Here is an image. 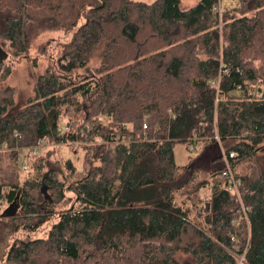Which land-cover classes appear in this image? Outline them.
<instances>
[{"label": "trees", "instance_id": "obj_1", "mask_svg": "<svg viewBox=\"0 0 264 264\" xmlns=\"http://www.w3.org/2000/svg\"><path fill=\"white\" fill-rule=\"evenodd\" d=\"M179 3L0 0L6 59L26 56L36 36L73 31L24 103L4 86L10 67L0 72V218L11 234L58 218L45 238H14L0 264H181L179 254L188 264H264V0L221 11L220 0ZM90 62L93 79L74 76ZM62 115L71 118L60 130ZM39 140L79 144L84 175L72 181L70 161L65 176L32 157ZM178 143L195 152L183 166ZM222 152L248 227L221 178Z\"/></svg>", "mask_w": 264, "mask_h": 264}, {"label": "rangeland", "instance_id": "obj_2", "mask_svg": "<svg viewBox=\"0 0 264 264\" xmlns=\"http://www.w3.org/2000/svg\"><path fill=\"white\" fill-rule=\"evenodd\" d=\"M150 2L152 0H139ZM198 0H180L179 8L181 10H187L197 4ZM237 4V0H220L221 10L233 9ZM73 31L65 34L63 32L57 33H46L43 35L36 36L33 39V43L29 53L16 61L15 57L9 56L8 59L0 62V72L4 71L6 67H10V76L8 77L4 86L12 87L14 90V101L17 103H24V101L30 97L33 92L34 87V78L37 75L43 74L47 68H51L55 71L57 66L56 62L58 57L62 52V48L65 43L69 40ZM7 45V43H5ZM4 52V51H3ZM96 65L93 62H90L86 68L79 70L78 75L74 76H83L93 79L94 70ZM92 96L86 100H79V106L76 110L71 113L73 118H79L83 116V107H87L88 102H90ZM70 115H62L59 119L60 130L64 129L66 122L71 118ZM99 123L102 125L109 126L108 118L100 117ZM28 152L22 153V160L27 164L28 159L26 158ZM39 157H46L48 161V166L50 168L56 169L63 173V175H68V172L64 170L63 163L68 160L71 162L75 168L76 173L70 180L76 181L81 178L85 173L86 168V159L88 155L79 144L67 143L60 145H47V142L43 148L36 154ZM35 155V156H36ZM173 155L176 165L183 166L185 165L190 157L195 155V152L189 150V147L185 143H178L174 146ZM32 157H35L31 155ZM26 170L21 169V180L27 178L30 174L26 173ZM240 171V169H239ZM29 172V170L27 171ZM209 188L203 189L200 193L202 201H207L209 198ZM48 196L46 191H43L40 195V201H42L41 206V215H44L45 203H48ZM178 201H180L178 199ZM57 208L55 211H57ZM58 220L57 217H52L47 223L42 225L38 231H29L26 229H21L15 234H11L7 220L5 218H0V258L4 256L8 246L12 243L14 238L17 239H38L45 238L49 228L52 224L56 223ZM248 227V226H247ZM178 260L181 264L190 263L189 259L183 254H179Z\"/></svg>", "mask_w": 264, "mask_h": 264}, {"label": "built area", "instance_id": "obj_3", "mask_svg": "<svg viewBox=\"0 0 264 264\" xmlns=\"http://www.w3.org/2000/svg\"><path fill=\"white\" fill-rule=\"evenodd\" d=\"M219 11H221V8L219 7ZM212 85H215V82H212ZM143 129H146V126H143ZM46 144L45 140H39L38 144L34 147H31L28 149V152L31 155L37 154L41 148H43ZM192 149V147H190ZM224 161H225V170L221 174V178L226 181L225 187L227 192H229L231 195L235 196L236 199L239 202L238 208H237V213L239 220H243L246 222L248 226V213L250 211V208L248 206H245L241 201H240V196H239V190L241 187V182L238 178H236L232 172V169L227 163V157L224 155L222 152ZM235 155L233 153L229 154V158H234ZM23 168L25 169V166L23 165Z\"/></svg>", "mask_w": 264, "mask_h": 264}, {"label": "water", "instance_id": "obj_4", "mask_svg": "<svg viewBox=\"0 0 264 264\" xmlns=\"http://www.w3.org/2000/svg\"><path fill=\"white\" fill-rule=\"evenodd\" d=\"M0 55L3 56L2 59H3V58L6 59V56H7V55H6L1 49H0ZM0 60H1V58H0ZM12 212H13V208L10 207V208L5 212L4 217H9V216H11Z\"/></svg>", "mask_w": 264, "mask_h": 264}, {"label": "crops", "instance_id": "obj_5", "mask_svg": "<svg viewBox=\"0 0 264 264\" xmlns=\"http://www.w3.org/2000/svg\"><path fill=\"white\" fill-rule=\"evenodd\" d=\"M210 192V191H209ZM210 197V193H209V196H208V198Z\"/></svg>", "mask_w": 264, "mask_h": 264}]
</instances>
